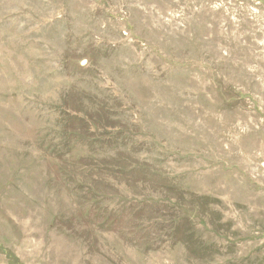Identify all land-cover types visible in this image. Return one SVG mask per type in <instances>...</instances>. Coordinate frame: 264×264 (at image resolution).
I'll use <instances>...</instances> for the list:
<instances>
[{"label":"rangeland","instance_id":"obj_1","mask_svg":"<svg viewBox=\"0 0 264 264\" xmlns=\"http://www.w3.org/2000/svg\"><path fill=\"white\" fill-rule=\"evenodd\" d=\"M0 264H264V0H0Z\"/></svg>","mask_w":264,"mask_h":264}]
</instances>
